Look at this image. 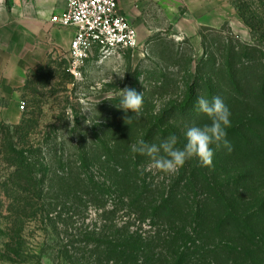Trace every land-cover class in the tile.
I'll list each match as a JSON object with an SVG mask.
<instances>
[{
	"label": "rangeland",
	"instance_id": "rangeland-1",
	"mask_svg": "<svg viewBox=\"0 0 264 264\" xmlns=\"http://www.w3.org/2000/svg\"><path fill=\"white\" fill-rule=\"evenodd\" d=\"M253 1L258 3V0ZM168 3L167 13L157 16L160 30L148 32L151 18L144 17L139 27L129 21L138 32L139 48L119 50L107 57L96 51L76 75L70 71L71 59L32 73L20 89L18 105L24 104L25 108L19 109L17 122L7 121L0 114V186L3 185L0 189V264H67L58 253L64 245L73 244L82 249L88 246L87 252L95 247L94 241L88 245L76 241L79 232L86 231L119 234L129 230L152 238L158 247H164V238L172 229L188 227L202 229L204 236L210 235L209 240L204 237L205 241L218 244L224 238L208 231L230 211L237 215L254 214L252 220L257 226L254 225L252 242L236 238L231 243L239 249L225 261L217 256V263L252 264L255 261V264H264V129L261 125L264 117H259L260 120L252 118L247 129L249 132L242 131L249 140L248 152L239 148L237 143H231V153L222 146H213L215 155L211 168L192 159L178 173L167 175L150 168L148 157L131 151V145L141 139L158 144L173 133L179 137L178 146L182 147L186 126L193 121H206L197 109H185L183 104L187 100L188 86L201 74L207 77L215 68L206 67L198 72L202 66L203 49H197L190 36L201 22L214 23V11L221 13L223 25L219 28L202 26L209 55L205 59H210L212 53L220 63L227 48L246 43L261 46L264 53V38L252 34L240 18L237 0H221L216 8L206 7L203 13L196 15L189 12L185 0H169ZM214 72L210 74L211 78L214 77L211 80L217 83L219 77H215ZM125 86L144 96L142 116L130 125L124 122V117L132 113H125L117 107L120 89ZM222 98L226 101V96ZM6 105L1 101L0 109ZM236 110H230L231 128L239 122ZM23 120L32 125L23 141L27 142V148L32 146L29 156L39 158L47 166L46 180L56 175L66 177L71 168L74 172L78 170L83 179L92 178L105 184L108 201L101 208L84 203L86 207L80 209L72 199H59V204L52 206V220H45V215L28 218L22 236L16 239L18 243L22 242L25 259L19 262L8 253V248L17 247V242L10 212V181L14 169L6 160V143L11 133L20 138V133H15L11 126ZM235 133L240 137L238 132ZM231 138L227 135L230 142ZM107 147L122 152V161L118 162L126 166L125 179L130 186L133 180H138L139 190L148 200L158 204L166 198L175 201L173 221L154 213L148 205L142 210L120 198L114 187V171L101 156ZM83 156L88 158L87 166L79 169L83 165ZM117 158L121 159L119 154ZM58 177L55 178L56 185L66 181ZM209 183L216 187L218 194L224 195L225 201H217L214 193L208 195ZM216 233L229 234L224 230ZM252 243L258 245L251 247L255 251L253 257L248 249ZM70 249L76 252L74 247ZM157 261L156 264H164L162 259Z\"/></svg>",
	"mask_w": 264,
	"mask_h": 264
},
{
	"label": "trees",
	"instance_id": "trees-1",
	"mask_svg": "<svg viewBox=\"0 0 264 264\" xmlns=\"http://www.w3.org/2000/svg\"><path fill=\"white\" fill-rule=\"evenodd\" d=\"M7 3L10 5L9 0ZM237 5L238 14L250 28L251 33L258 34L259 38H264V0H258V3L253 0H237ZM200 35L203 56L200 59L202 66L198 72L201 73L206 67H215L214 70H210V74L212 75V72L215 71V77L219 78L217 83H213L211 79L214 77L211 78V75L207 74V78L206 75L203 77L201 74L202 76H199L195 82L188 86L187 100L183 105L185 109H197V100L201 95L209 99L213 96H226L224 102L230 110L232 108L237 109V117L239 118L238 124L232 127L231 132L227 135L232 136L231 143H237L239 148L248 152L249 140L242 131L249 132L247 129L250 128L252 118L260 120L259 117H264L263 48L249 43L238 46L231 45L225 50L222 61L219 63L215 54L210 53V59L204 58L208 55L207 38L202 31ZM261 125L264 129V124L261 123ZM31 127V123L29 124L27 120L11 126L14 132L20 133L21 136L15 138L11 133L7 137L6 143L8 155L6 160L14 169L10 181L12 201L10 212L12 213L15 229L14 240L16 242V239H20L22 236L28 218L35 215L42 217L45 215L47 217L45 220H52L51 215L54 214L52 206L58 205L59 199H72L73 203L80 209L86 207L84 203H91L101 208L108 201L105 198V184L102 185L92 178L83 179L78 170L76 172L72 168L69 170L68 175L75 177L73 180L67 177L68 175L66 177L56 175V177L66 180L62 181L63 184L58 183L56 185V177L46 180L47 166H44L45 163L43 164L39 158L29 156V149L32 146L27 148L25 145L27 142L23 141ZM235 132H238L240 137H237ZM106 149L101 153V156H103V161L109 163L110 169L114 171V187L120 198L129 200V205L135 206V208L139 207L142 210L146 209L147 207L144 206L148 205L154 213H159L162 217H167L173 221L174 210L172 207L175 201L172 198H166L158 204L156 201L148 200L147 196L140 192L138 180H133L130 186L125 179L127 175L126 166L120 165L118 162V160L122 161V152L120 150L114 152L110 147ZM118 154L121 159L117 158ZM87 161L88 158L83 156L81 162L83 165L79 166V169L85 168ZM2 187L3 185L0 186V189ZM207 193L210 196L214 193L218 198L217 201H225L224 195L218 194L216 187L211 183L208 184ZM253 218L254 214L251 213L237 215L235 212H228L218 225L209 229L210 232L208 231L209 234L224 238L218 244L205 241L204 237L209 240L210 235L204 236L202 229L194 228L192 230L188 227L178 228L176 226L172 229L168 237L164 238V247H158L155 244L157 241L152 238L144 237L138 232H130L129 230H124L119 234H97L95 231H86L85 233L79 232L76 241L85 242L87 245L94 241L95 247L92 250L87 252L88 246L82 249L80 247L75 248L73 244H67L58 253L67 264H156L158 259H162L164 264H219L217 263V256L222 257L221 260L225 261L229 255L234 254L239 249L231 243L235 242L236 238L253 241L251 237L255 234L254 225L257 226L255 220H252ZM222 230L229 234L216 233H220ZM97 235L99 236L97 237ZM16 244L17 247L8 248L9 256H12L15 261L23 262L25 259L22 242ZM69 246L72 249L74 247L76 252H73ZM252 246L258 245L252 243L248 247L251 257L255 254ZM252 264H255V261Z\"/></svg>",
	"mask_w": 264,
	"mask_h": 264
},
{
	"label": "crops",
	"instance_id": "crops-1",
	"mask_svg": "<svg viewBox=\"0 0 264 264\" xmlns=\"http://www.w3.org/2000/svg\"><path fill=\"white\" fill-rule=\"evenodd\" d=\"M9 1L10 5L7 0H0V102L7 104L0 109V114L7 121L17 122L20 89L30 74L71 59L70 50L77 28L52 21L53 16L67 9V0ZM168 1L120 0L119 7L137 27L143 24L144 17L151 18L148 32H155L161 29L156 20L160 14L167 13ZM185 3L189 12L196 15L203 13L206 7L216 8L221 0H185ZM214 12V23L201 22L197 31L190 35L197 49L202 50V26L219 28L223 25L221 13Z\"/></svg>",
	"mask_w": 264,
	"mask_h": 264
},
{
	"label": "clouds",
	"instance_id": "clouds-1",
	"mask_svg": "<svg viewBox=\"0 0 264 264\" xmlns=\"http://www.w3.org/2000/svg\"><path fill=\"white\" fill-rule=\"evenodd\" d=\"M123 79V76L121 77ZM144 104L143 93L125 86L120 89V100L117 107L131 116L125 115L124 122L130 125L133 120L142 116ZM197 110L206 117L203 123L191 122L184 133L185 143L178 146L179 137L169 134L157 143H148L141 139L131 145V151L149 158V167L156 171L174 175L192 160L197 159L201 166L211 168L216 148L223 147L228 153L233 151V145L227 139V130L232 126V113L220 96L211 99L201 96L197 100ZM6 264V262H4Z\"/></svg>",
	"mask_w": 264,
	"mask_h": 264
},
{
	"label": "built area",
	"instance_id": "built-area-1",
	"mask_svg": "<svg viewBox=\"0 0 264 264\" xmlns=\"http://www.w3.org/2000/svg\"><path fill=\"white\" fill-rule=\"evenodd\" d=\"M67 9L52 21L76 26L70 50V71L79 74L85 63L99 51L109 56L119 50L140 47L137 30L121 12L120 0H67ZM20 108L24 109V104Z\"/></svg>",
	"mask_w": 264,
	"mask_h": 264
}]
</instances>
